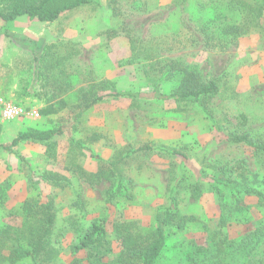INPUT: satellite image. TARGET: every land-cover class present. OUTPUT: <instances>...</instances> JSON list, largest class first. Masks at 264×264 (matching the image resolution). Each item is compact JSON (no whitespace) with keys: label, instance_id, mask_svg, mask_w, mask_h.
Listing matches in <instances>:
<instances>
[{"label":"rangeland","instance_id":"rangeland-1","mask_svg":"<svg viewBox=\"0 0 264 264\" xmlns=\"http://www.w3.org/2000/svg\"><path fill=\"white\" fill-rule=\"evenodd\" d=\"M18 3L38 0L0 10ZM186 76L218 90L160 96ZM119 91L141 96L87 106ZM0 99L40 114L5 121L0 106L3 144L64 128L0 148V264H88L74 245L94 221L107 264H119L118 228L144 246L158 225L157 264H264V228L247 240L264 226V202L247 193L264 194V0H93L54 22L0 19ZM48 105L58 111L44 116ZM242 134L250 142L231 140ZM47 204L54 222L39 242Z\"/></svg>","mask_w":264,"mask_h":264},{"label":"trees","instance_id":"trees-1","mask_svg":"<svg viewBox=\"0 0 264 264\" xmlns=\"http://www.w3.org/2000/svg\"><path fill=\"white\" fill-rule=\"evenodd\" d=\"M93 0H38L37 4H24L18 3L13 6L9 11L0 10V19L5 22L16 21L17 19L27 16L30 19L37 18L41 22H54L56 21L64 12L72 10L74 8H78L82 5H86L91 3ZM37 50L34 52L35 59L40 60L41 54H38ZM194 77V76H193ZM183 84L181 86L180 91H176L175 93L169 95H160L163 98H198L200 95L215 93L217 92V84L215 82H210L209 84H200L196 81L194 82V78H189L188 76L184 77ZM192 84H189V83ZM194 84V86H193ZM141 93H133V92H112L107 93L103 96H100L88 104L87 106L93 105L98 100H102L104 98H119V97H139ZM58 110L53 105H48L42 109V114L47 116L52 113H56ZM0 133H1V125H0ZM64 128H52L48 130L41 131H28L22 132L17 137L13 139L10 144H3L0 142V148L5 150L12 151V149L17 146L20 142L33 140L44 142L52 139L53 137L63 134ZM234 142H250L247 135H235L231 138ZM149 147H140L138 150H146ZM258 150L264 151V146L259 147ZM176 154H181L176 152ZM183 156V154H181ZM229 188L236 189L233 184L228 183ZM248 194L256 195L260 200L259 202L263 204L264 202V194L260 191L247 190ZM41 227L40 231L42 237L39 242L44 241L50 234L51 226L54 222V215L51 213V206L49 204L46 205L44 215L41 217ZM222 223L225 221L222 219ZM104 221H94L85 231L84 235L81 237L80 241L74 245V250L79 251L83 249L88 250V264H107L104 261V256L108 252L112 251L110 247L111 243L108 240V234L104 225ZM264 226L257 229L256 233L250 234L247 237L249 242H257L258 236L260 233H263ZM6 230L2 231L1 234H6ZM118 239H120L121 252L119 255V264H157V261L161 257V254L164 249V245L166 242L165 233L163 227L158 225L157 231L155 232L154 238L150 243L146 245H142L143 237L139 235H134L133 233H127L120 228H118ZM2 242V241H1ZM1 244V243H0ZM249 245V244H248ZM240 246L246 247L245 242H242ZM42 246L37 244L32 249L27 251V254H31L35 256L40 250ZM17 250L14 253V256L18 253Z\"/></svg>","mask_w":264,"mask_h":264},{"label":"built area","instance_id":"built-area-1","mask_svg":"<svg viewBox=\"0 0 264 264\" xmlns=\"http://www.w3.org/2000/svg\"><path fill=\"white\" fill-rule=\"evenodd\" d=\"M1 113L5 121L14 120L21 117L38 118L40 116L37 110H29L22 105L12 101L0 99Z\"/></svg>","mask_w":264,"mask_h":264}]
</instances>
